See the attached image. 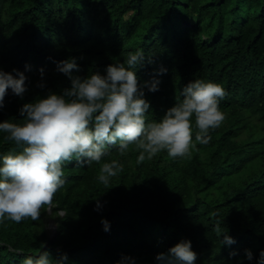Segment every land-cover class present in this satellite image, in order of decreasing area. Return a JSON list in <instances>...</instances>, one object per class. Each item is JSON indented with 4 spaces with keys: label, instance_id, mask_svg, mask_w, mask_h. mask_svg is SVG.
Wrapping results in <instances>:
<instances>
[{
    "label": "trees",
    "instance_id": "16d2710c",
    "mask_svg": "<svg viewBox=\"0 0 264 264\" xmlns=\"http://www.w3.org/2000/svg\"><path fill=\"white\" fill-rule=\"evenodd\" d=\"M136 48L152 58L138 67L139 81L167 68L159 89L145 91L148 119H159L183 84L205 78L226 89L224 120L208 143L196 142L183 157L163 150L138 161L133 144L90 166L65 162L66 181L38 220L0 223V264H19L41 243L53 257L67 253L65 264H116L123 255L155 264L158 252L182 238L191 239L196 264H256L264 248V0H0V67L29 77L23 97L6 94L0 120L22 119L23 103L70 86L56 61L76 57L73 72L87 76ZM4 135L0 153L22 150ZM113 158L123 168L105 186L97 173ZM102 216L111 222L108 231ZM216 217L234 244L221 245ZM246 248L252 261L244 258ZM231 249L238 254L230 256Z\"/></svg>",
    "mask_w": 264,
    "mask_h": 264
},
{
    "label": "clouds",
    "instance_id": "9594fccd",
    "mask_svg": "<svg viewBox=\"0 0 264 264\" xmlns=\"http://www.w3.org/2000/svg\"><path fill=\"white\" fill-rule=\"evenodd\" d=\"M146 62L152 63V58L143 48H136L123 60L106 65L103 73L92 71L82 76L73 72L80 67L76 57L58 60L56 70L69 78L70 86L59 92L48 89L46 95L23 103L19 108L22 119L0 120L4 140L22 146L19 151L0 153V223H19L28 217L38 220L43 206L51 207L56 191L66 181L67 161L90 166L93 161L101 162L111 149L123 155L133 144L139 150L138 161L151 159L163 150L171 157H183L196 142H209L211 130L225 118L220 107L225 87L212 79H191L159 119H148L150 100L145 91L159 89L160 74L167 68L161 65L157 75L139 81L137 69ZM30 68L26 63L25 69ZM39 71L43 78V66ZM28 79L25 70L0 67V109L9 90L23 97ZM38 84L45 87L43 79ZM122 168L119 159L103 160L97 180L107 186ZM100 195L93 197L97 211L103 207ZM101 224L105 231L110 230L106 217H101ZM224 226L216 217L213 230L221 245L230 246L235 237ZM244 253V258L253 260L252 249L246 248ZM237 254V249L229 252L230 256ZM197 256L191 239L182 238L167 251L158 252L155 264H196ZM67 260V253L53 257L41 243L37 252L26 253L19 264H65ZM116 264H135V258L123 255ZM256 264H264V248L259 250Z\"/></svg>",
    "mask_w": 264,
    "mask_h": 264
},
{
    "label": "rangeland",
    "instance_id": "374dc122",
    "mask_svg": "<svg viewBox=\"0 0 264 264\" xmlns=\"http://www.w3.org/2000/svg\"><path fill=\"white\" fill-rule=\"evenodd\" d=\"M50 223V226H49V228L51 229V230H55V224H54V222L53 221H50L49 222Z\"/></svg>",
    "mask_w": 264,
    "mask_h": 264
}]
</instances>
